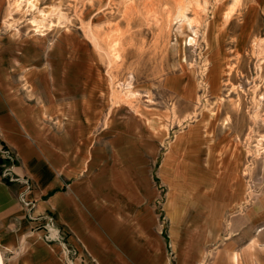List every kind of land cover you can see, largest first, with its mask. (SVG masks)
Returning <instances> with one entry per match:
<instances>
[{
	"label": "rangeland",
	"instance_id": "rangeland-1",
	"mask_svg": "<svg viewBox=\"0 0 264 264\" xmlns=\"http://www.w3.org/2000/svg\"><path fill=\"white\" fill-rule=\"evenodd\" d=\"M3 13L34 90L67 95L31 103L145 147L173 264H264V0H3Z\"/></svg>",
	"mask_w": 264,
	"mask_h": 264
},
{
	"label": "crops",
	"instance_id": "crops-1",
	"mask_svg": "<svg viewBox=\"0 0 264 264\" xmlns=\"http://www.w3.org/2000/svg\"><path fill=\"white\" fill-rule=\"evenodd\" d=\"M4 30L0 0V141L17 152L16 173L33 182L26 195L36 204L33 214L52 216L75 252L69 258L62 244L42 240L43 229L32 232L39 222L29 221L18 195L20 184L3 181L0 155V247L5 258L10 264H173L158 234L156 213L148 206L145 147L137 139L128 141L127 130L118 138L113 129L87 135L66 105L31 103L35 97L67 95L51 83L44 94L34 90L35 58L29 48L19 55L18 35ZM49 117L57 121L50 123ZM176 204L168 209L171 217Z\"/></svg>",
	"mask_w": 264,
	"mask_h": 264
},
{
	"label": "built area",
	"instance_id": "built-area-1",
	"mask_svg": "<svg viewBox=\"0 0 264 264\" xmlns=\"http://www.w3.org/2000/svg\"><path fill=\"white\" fill-rule=\"evenodd\" d=\"M0 155L3 160L2 165V179L7 184H20L21 192L18 194L21 203L28 208L29 218L31 221L42 223V226H38V229H43L45 231L44 240L48 243H60L65 247V254L69 258L71 255H75V252L69 249L65 243V235L60 229L52 216H35L33 214L36 207L35 202L28 201L26 195L32 190L33 182L28 176H20L16 173L17 163L19 162V157L15 150L0 141Z\"/></svg>",
	"mask_w": 264,
	"mask_h": 264
},
{
	"label": "bare ground",
	"instance_id": "bare-ground-1",
	"mask_svg": "<svg viewBox=\"0 0 264 264\" xmlns=\"http://www.w3.org/2000/svg\"><path fill=\"white\" fill-rule=\"evenodd\" d=\"M0 264H5V259H4V256L0 250Z\"/></svg>",
	"mask_w": 264,
	"mask_h": 264
}]
</instances>
